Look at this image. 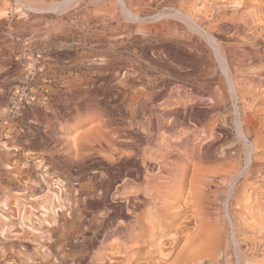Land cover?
<instances>
[{"label": "rangeland", "instance_id": "rangeland-1", "mask_svg": "<svg viewBox=\"0 0 264 264\" xmlns=\"http://www.w3.org/2000/svg\"><path fill=\"white\" fill-rule=\"evenodd\" d=\"M186 1L126 0L141 16L135 20L117 0H0V264H91L102 245L98 227L127 221L122 195L131 193L120 183L137 174L133 159L112 154L108 143L141 150L150 126L185 153L175 157L184 180L178 207L194 183L205 194L200 214L192 213L194 197L189 212L175 210L173 229L159 225L166 257L156 260L194 264L186 243L213 221L204 248L216 254L200 264H264L263 142L246 170L254 129L264 126V0ZM181 9L212 39L180 18ZM252 112L255 127L244 122ZM105 253L117 264L124 257ZM144 255L133 254V264H147Z\"/></svg>", "mask_w": 264, "mask_h": 264}, {"label": "bare ground", "instance_id": "bare-ground-1", "mask_svg": "<svg viewBox=\"0 0 264 264\" xmlns=\"http://www.w3.org/2000/svg\"><path fill=\"white\" fill-rule=\"evenodd\" d=\"M83 1V0H82ZM120 5L122 6V13L124 12L126 15H128L130 18L132 19H139L141 18V16L138 14V12H133L131 10H129L127 8V2L126 0H117ZM177 1V0H176ZM70 2V1H69ZM81 2V0H80ZM90 3V2H89ZM129 3V1H128ZM177 3V2H176ZM131 4V3H130ZM170 4V3H169ZM187 4V1L184 0L183 3V8L184 6ZM158 5V4H157ZM30 6V5H29ZM147 6V5H146ZM204 6V5H203ZM74 7V6H73ZM100 7V6H99ZM118 7V6H117ZM129 7V6H128ZM109 8V7H108ZM191 8V7H190ZM189 8V12L190 11ZM188 9V8H187ZM186 9V10H187ZM225 9V8H224ZM184 10V9H183ZM182 9L179 10V14L182 15V17L185 21L194 24L195 26L199 27L200 29H202V27L200 26L201 24H199L198 22H200L199 20L198 22H196L197 20H193L195 17H193V19L189 16L188 13H186V11L184 12ZM223 11V9H222ZM246 11V10H245ZM175 12V11H174ZM197 12V11H196ZM229 12V11H228ZM67 13V12H66ZM160 14V13H159ZM127 16V18H128ZM161 16H165V15H161ZM168 16V15H167ZM199 16V15H198ZM170 17V16H168ZM222 17V15H221ZM207 18V17H206ZM227 18V17H226ZM239 18V17H238ZM88 19V18H87ZM150 19V18H149ZM201 19V17H200ZM143 20V19H142ZM180 21V20H179ZM132 22V21H131ZM150 22V21H149ZM154 22V21H153ZM160 22V21H159ZM87 23V22H86ZM104 23V22H103ZM247 24V23H246ZM190 25V24H189ZM218 25V24H217ZM210 26V25H209ZM106 27V26H105ZM205 27V26H204ZM212 27V26H211ZM210 27V28H211ZM220 27V26H219ZM225 27V26H224ZM214 28V27H213ZM212 28V29H213ZM115 29V28H114ZM215 29V28H214ZM213 29V30H214ZM88 30V29H87ZM117 30H119L117 28ZM209 30V29H207ZM216 30V29H215ZM202 31H204L205 35L207 34L208 37H210L209 33L205 30L202 29ZM210 31V30H209ZM220 31V30H219ZM225 31V30H224ZM211 32V31H210ZM36 33V32H35ZM150 33V32H149ZM130 34V33H129ZM151 34V33H150ZM199 34V33H198ZM213 34V32H212ZM202 35V34H201ZM53 36V35H52ZM81 36V35H80ZM172 36V35H171ZM208 39V38H207ZM209 39H212L211 37ZM212 41V40H211ZM88 42V41H87ZM215 43H217L215 41ZM112 44V43H111ZM214 44V43H213ZM80 45V44H79ZM215 48L216 45H215ZM228 49V48H227ZM232 49V48H231ZM216 50V49H213ZM230 50V49H229ZM256 50V49H255ZM193 51V50H192ZM228 51V50H227ZM261 51V50H260ZM257 53V52H256ZM217 54L220 56L221 59V53L217 50ZM229 54V53H228ZM217 55V56H218ZM244 55V54H243ZM238 57V56H237ZM250 58V57H249ZM219 59V60H221ZM226 59V58H225ZM255 59V58H254ZM240 60V59H239ZM242 60V59H241ZM258 60V57H257ZM216 61V60H215ZM257 62V61H256ZM232 63V62H231ZM242 64H244L245 62L242 61ZM254 63V62H253ZM263 63V62H262ZM222 66L225 70V74L226 71L228 69V65L226 64V61L223 59L222 60ZM246 64V63H245ZM253 65V64H252ZM243 66V65H242ZM200 67V66H199ZM232 67V66H231ZM236 68V67H235ZM233 69V68H232ZM209 70V69H208ZM251 70V69H250ZM229 71V70H228ZM227 71V72H228ZM230 73V71L228 72ZM227 73V74H228ZM115 74V73H114ZM224 74V73H223ZM226 74V75H227ZM229 75V81H230V86H231V90H233V92L235 93V88L232 85V77H230ZM249 75V74H248ZM239 76V74H238ZM241 76V75H240ZM120 77V76H119ZM202 77V76H201ZM114 78V77H113ZM117 78V77H116ZM140 78V77H139ZM238 79V78H237ZM241 79V78H239ZM95 80V79H94ZM135 80V79H134ZM141 80V79H140ZM220 80V79H219ZM208 81V80H207ZM260 81V80H259ZM258 81V82H259ZM235 83V82H234ZM245 83V82H244ZM227 84V83H226ZM261 86H264V80L260 81L259 83ZM258 84V85H259ZM243 86V85H242ZM245 87V86H243ZM246 88V87H245ZM161 89V88H160ZM243 90V89H242ZM226 91V90H225ZM251 91V90H250ZM145 92V91H144ZM249 92V91H248ZM250 93V92H249ZM135 94V93H134ZM246 94V93H245ZM162 95V94H161ZM252 95V94H250ZM234 96V95H233ZM260 96V95H259ZM262 97V96H261ZM151 98V97H150ZM238 98V97H237ZM139 99V98H138ZM146 99V98H145ZM262 99V98H261ZM147 100V99H146ZM243 100V99H242ZM245 101V100H243ZM248 102V101H247ZM246 102V103H247ZM257 102V101H256ZM261 102V101H260ZM264 102V99H263ZM263 102H261L260 104H262ZM250 106V105H249ZM264 107V105H263ZM236 108V107H235ZM248 108V107H247ZM254 108V106H253ZM130 109V108H129ZM143 109V108H142ZM237 109V108H236ZM132 110V109H131ZM244 110V109H243ZM251 110V109H250ZM261 110V108H258V111ZM264 110V109H263ZM139 111V110H138ZM137 111V112H138ZM148 111V110H147ZM239 111V110H238ZM130 112V111H129ZM140 113V112H139ZM258 113V112H257ZM136 114V113H135ZM242 114V113H241ZM257 114H255L254 112L249 113L248 115H245L244 118V122L249 123L250 126L255 127V125L257 124V119H256ZM133 119H137L139 118L138 115H135L132 117ZM142 121V120H141ZM140 122V121H139ZM244 122L241 121V119H239V123L238 126L239 127V133L241 135V137L245 138V133L243 130V124ZM264 123V122H263ZM137 124V123H136ZM142 124V123H141ZM132 125V124H131ZM140 125V124H139ZM247 125V124H246ZM113 126V125H112ZM139 127V126H138ZM149 127V126H148ZM124 128V127H123ZM126 128V127H125ZM129 128V127H128ZM136 128V127H135ZM162 129L164 130H168L167 126H161ZM160 127H158V131H160L161 129ZM119 130L122 128H118ZM130 129V128H129ZM259 130H256L255 133V140H253L252 143L249 144V151H248V159H247V166H246V170L249 169L250 172V166L253 163V161L255 160V151H257V149L261 146V142L264 143V135L262 136V134L264 133V126H262L261 128H258ZM124 130V129H123ZM138 130V128H137ZM122 131V130H121ZM156 131V130H155ZM248 131V130H247ZM147 132V131H146ZM157 132V131H156ZM254 132V131H253ZM140 135V134H139ZM138 135V136H139ZM179 136V135H178ZM144 137V136H143ZM147 138H148V145L142 147L141 150H133L129 153H125L124 151H122L119 147H113L112 143H108L109 147L111 148V153L112 154H123V157H127V158H131L133 159L134 163L133 166H136L137 168V174L133 173L134 171L128 173L125 177H123V179H121V183H120V190L121 192H130L131 194L128 193V195H122V197L126 198L127 203L130 205L129 211L127 212V216H126V220L124 223H120L115 225L112 222L109 223H103L98 227V231L102 230L103 231V235H101V241H102V245L99 247V251L96 253L97 255L94 256L92 258V263L91 264H109V261L111 264H117V262L113 263L111 262L112 258L115 257L112 255L111 256H107V253H105V250L107 248H109L111 251L113 252H118V253H122L123 254V259L122 261L120 260V262L118 264H133L134 263V258H132V255L135 254V258L139 257L141 255V253L145 252V258H146V263L147 264H164L166 263L165 259L162 258L160 259V261H157L155 256L156 253H162L163 255L165 254L164 250L165 247V239L163 237H159L156 234L158 233V227L159 225H165V226H169L173 229L174 224L177 222V219H179V216L177 215V213H175V210L178 209V211L180 212H189L190 208L192 207V199L194 197L197 198V204L193 205L194 208L192 209L193 212L192 213H197L199 212V214L201 213L202 208L201 207V203H202V195L205 196V194H203V187L201 185H198L197 183L193 184L196 186V189L194 192H191V194H189L188 198H187V203H185L182 207H178L177 204H179L178 202V197L180 192L182 191V187H183V181L182 178L180 179L179 177V171L180 169H178V166L180 164L179 159L180 158H175L177 156L176 152H174V146L176 147V143L174 145V142L172 140H170V136L166 137L164 135H162L161 133H155L154 132V128L150 126V129L148 130L147 133ZM214 142V141H213ZM205 144V143H204ZM181 145V144H180ZM203 148V147H202ZM109 149V148H108ZM134 149V148H133ZM138 149V148H137ZM260 149V148H259ZM102 150V149H101ZM99 150V151H101ZM107 150V149H106ZM263 152V156H264V144H263V148L261 149ZM179 156L177 157H181V154H178ZM185 155V153H184ZM183 155V156H184ZM182 156V157H183ZM232 156V155H231ZM181 157V158H182ZM175 158V159H174ZM264 158V157H263ZM228 159V158H227ZM182 160V159H180ZM179 162V164H178ZM112 163V161H111ZM235 164V163H234ZM218 165V164H217ZM132 167V166H131ZM220 167V166H219ZM214 168V167H213ZM225 168V167H224ZM223 168V169H224ZM238 168V167H237ZM113 169V168H112ZM111 169V170H112ZM236 169V167H235ZM240 169V168H239ZM227 170V169H226ZM238 170V169H237ZM245 170V171H246ZM231 171V170H230ZM233 171V170H232ZM110 172V171H109ZM236 172V171H235ZM240 172V171H239ZM239 172H237L236 174H238ZM226 173V172H225ZM110 174H113L112 172ZM219 174V172H218ZM223 174V173H222ZM225 176V175H224ZM113 177V176H112ZM204 177V176H203ZM220 181V180H219ZM232 181V180H231ZM243 181V180H242ZM205 182V181H204ZM94 184V183H93ZM192 185V186H193ZM132 186H135L134 188ZM221 186V185H220ZM233 187V186H232ZM113 188V187H112ZM128 188H133L129 191ZM192 188V189H193ZM193 189V190H194ZM197 190V191H196ZM226 191V190H225ZM239 191V190H237ZM184 192V191H183ZM224 192V191H223ZM182 194V193H181ZM220 194V193H219ZM221 195V194H220ZM133 196H137L138 198L140 197L139 200H135L131 202V198ZM184 196V195H183ZM212 196V195H211ZM181 197V196H180ZM183 198V197H181ZM180 198V199H181ZM257 200V199H256ZM181 201V200H180ZM210 201V200H209ZM214 202L217 201V198L215 197ZM212 202V201H211ZM209 202V203H211ZM131 203V204H130ZM208 203V202H207ZM219 203V202H218ZM228 203V202H226ZM225 204V203H224ZM226 213H227V217L230 220V222H232L233 219V215L231 212V205L226 204ZM112 207V206H111ZM247 208V207H246ZM245 208V209H246ZM250 208V207H249ZM241 210V209H239ZM247 210V209H246ZM233 211V210H232ZM250 211V209H249ZM191 213V212H190ZM180 215V213H178ZM241 214V213H240ZM244 214V213H243ZM253 214V213H252ZM190 215V214H189ZM220 215V214H219ZM239 215V214H238ZM237 215V216H238ZM242 215V214H241ZM245 215V214H244ZM256 215V214H255ZM192 216V215H190ZM236 216V217H237ZM193 217V216H192ZM264 217H262L263 219ZM193 219V218H192ZM109 220V219H108ZM196 220V219H195ZM189 221V220H188ZM200 222V219L197 220ZM215 221V220H214ZM264 222V220H262ZM92 222V221H91ZM94 222V221H93ZM92 222V223H93ZM102 222V221H101ZM211 222V220H209V223ZM98 223V222H97ZM182 223V222H181ZM185 223V224H184ZM213 221L210 223L211 227L209 229H207L208 231L212 229V231H214L215 229H217V227H215L213 224ZM183 225L181 226L184 227L186 226V221H183L182 223ZM239 224V223H238ZM98 225V224H97ZM217 226L218 223L216 224ZM246 225V224H244ZM92 226V225H91ZM200 227L201 224L199 225ZM231 226V225H230ZM252 226V225H251ZM95 227V226H94ZM197 227V226H196ZM222 227V226H221ZM247 227V226H246ZM244 228V227H243ZM203 230H205V228L202 227ZM220 229V228H219ZM234 229V228H233ZM246 229V228H245ZM207 231V232H208ZM209 231V233H210ZM206 230H205V235L204 237L200 238L199 240L194 241L193 243H186L187 245V253L186 256L188 255V259H191V261L194 262V264H200L201 259H203V256H207L209 255V259H212V255L215 253L213 252H207L205 250L204 246L205 244H207L208 242H210L211 238H208L210 236L214 237L215 236V232L211 233V234H207ZM218 232V231H217ZM233 232V230H232ZM227 233V232H226ZM234 233V232H233ZM181 234V233H180ZM263 234V233H262ZM99 235V234H98ZM208 235V236H207ZM191 236V235H190ZM216 236H218L216 234ZM234 236V234L232 235ZM222 237V235L220 236ZM113 238V239H112ZM198 238V237H197ZM216 238V237H215ZM227 238V237H226ZM230 238V236H229ZM235 238L236 236L233 238V243H235V249L237 250V253H235L236 255H238V259H240V245L238 244L239 242H235ZM114 240L113 242H110V240ZM196 239V238H195ZM220 239V238H219ZM228 239V238H227ZM217 240V239H216ZM157 241H159V243H156ZM211 241H213V239H211ZM218 241V240H217ZM225 241V240H224ZM188 242V241H187ZM222 242V241H221ZM221 242H218L216 245V248H220L221 247ZM232 241H230L231 243ZM259 242V240H258ZM176 243V242H175ZM260 243V242H259ZM212 244V243H211ZM230 245V244H229ZM228 245V247H229ZM234 245V244H233ZM264 245V244H263ZM184 248L185 246L182 245ZM212 247V246H210ZM227 248V246H225ZM233 247V246H232ZM262 247V246H261ZM231 249V247H229ZM207 249V248H206ZM229 249V250H230ZM135 250H140L139 252H133ZM252 250V249H251ZM183 251V250H182ZM109 252V251H108ZM233 252V251H232ZM248 252V251H247ZM176 254V253H175ZM216 254V253H215ZM247 254V253H246ZM168 255V253H167ZM243 255V254H242ZM166 257V255H164ZM216 256V255H214ZM63 257V256H62ZM184 257V256H183ZM116 258V257H115ZM187 258V257H186ZM185 258V259H186ZM208 258V257H207ZM108 259V261H107ZM119 259V258H117ZM231 259V258H230ZM207 260V259H206ZM170 261V260H169ZM185 261V260H184ZM217 261V260H216ZM237 261V260H236ZM239 261V260H238ZM237 261V262H238ZM243 261V260H242ZM173 262V261H172ZM188 262V260L186 261ZM204 262V261H203ZM240 262H238L239 264ZM135 264H142V262H135ZM191 264V263H190ZM202 264V263H201ZM211 264V263H210ZM232 264V262H231Z\"/></svg>", "mask_w": 264, "mask_h": 264}]
</instances>
